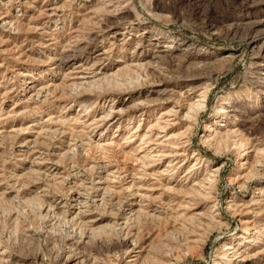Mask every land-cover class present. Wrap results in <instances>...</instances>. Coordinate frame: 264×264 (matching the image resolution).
I'll return each instance as SVG.
<instances>
[{
    "label": "rangeland",
    "instance_id": "374dc122",
    "mask_svg": "<svg viewBox=\"0 0 264 264\" xmlns=\"http://www.w3.org/2000/svg\"><path fill=\"white\" fill-rule=\"evenodd\" d=\"M69 254L264 264V0H0V264Z\"/></svg>",
    "mask_w": 264,
    "mask_h": 264
},
{
    "label": "bare ground",
    "instance_id": "6f19581e",
    "mask_svg": "<svg viewBox=\"0 0 264 264\" xmlns=\"http://www.w3.org/2000/svg\"><path fill=\"white\" fill-rule=\"evenodd\" d=\"M253 45L255 44V42H253L252 43ZM84 75V74H83ZM79 78H81L82 80H84V79H86L87 80V78L88 77H84V76H82V77H79ZM80 81V80H79ZM84 82V81H83ZM87 85V84H86ZM170 116H172V115H170ZM162 128H164V127H162ZM245 159V158H244ZM247 174H249V173H247ZM249 179V177H246V176H243L242 175V177H239V179H237V181H239V183H240V186H241V184H242V186H245V183L247 182V180ZM204 187L205 186H203L202 184L200 185H197L196 186V188L194 189V191L195 192H198V195H200V194H202L203 193V191L205 192V190H204ZM198 188V189H197ZM197 189V190H196ZM215 202V201H214ZM217 205V202H215V204H214V206H216ZM212 209V208H211ZM246 209V208H245ZM250 209V208H249ZM253 209V208H252ZM214 210H216L215 208H214ZM213 209L210 211V213H212V215H214L215 217H218V218H220L219 217V214H217L216 213V211H214ZM240 210V209H239ZM243 210V209H242ZM246 211L247 210H245V213H244V211H243V213L244 214H246ZM253 211V210H252ZM252 211H250V212H252ZM241 212V211H240ZM249 212V211H248ZM237 213H239V212H237ZM122 219H124V218H122ZM127 220V219H126ZM215 220V219H214ZM221 221V220H220ZM219 222V221H218ZM127 223V222H126ZM126 223H123V221H122V223H118L117 225L118 226H122L121 224H126ZM134 240V239H133ZM136 240V239H135ZM135 242V241H134ZM135 244V243H134ZM138 246V245H137ZM133 247V246H132ZM139 247H141V246H139ZM130 249V248H129ZM137 249V248H136ZM136 249L133 247V248H131V251H129V256L128 257H130L131 259H130V261L129 262H132L133 263V261L135 262L136 261V258L138 257V255L140 254V251H136ZM142 250V249H141ZM142 252V251H141ZM128 254V253H127ZM70 255V254H69ZM67 256V259H66V263L67 264H83V262H84V259L82 258H80V257H77V258H75L76 256H74V255H70V256ZM236 255H238V253L236 254H234V256H236ZM140 256V255H139ZM75 260H77V262H75ZM238 260V259H237ZM236 260V261H237ZM245 260V258H242V259H240V262L242 261H244Z\"/></svg>",
    "mask_w": 264,
    "mask_h": 264
}]
</instances>
